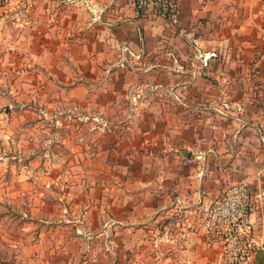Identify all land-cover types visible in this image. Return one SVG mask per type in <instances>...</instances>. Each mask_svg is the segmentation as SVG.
Listing matches in <instances>:
<instances>
[{
    "label": "crops",
    "instance_id": "1",
    "mask_svg": "<svg viewBox=\"0 0 264 264\" xmlns=\"http://www.w3.org/2000/svg\"><path fill=\"white\" fill-rule=\"evenodd\" d=\"M177 21L143 17L130 0H14L0 10V70L23 78L52 123L64 114L68 139L104 141L93 166L131 190L108 201L116 247L130 233L151 263L218 264L220 245L205 243L200 215L228 186L264 188V1L181 0ZM123 45L141 55L132 68L118 65ZM14 200L24 202L0 196L7 210ZM43 204L29 200L33 217L2 213L22 221L3 232L15 264H43L56 248L43 239ZM250 264H264V246Z\"/></svg>",
    "mask_w": 264,
    "mask_h": 264
},
{
    "label": "rangeland",
    "instance_id": "2",
    "mask_svg": "<svg viewBox=\"0 0 264 264\" xmlns=\"http://www.w3.org/2000/svg\"><path fill=\"white\" fill-rule=\"evenodd\" d=\"M0 67L4 68L1 64ZM22 82L23 78L11 71L0 70V196L24 198V202L14 200L8 210L3 207L5 204H0V264L16 263L17 259L13 257L17 256V249L7 247L13 240L10 236L5 237L3 232L17 233V228L22 225L17 215L9 217L2 213L23 211L33 217L26 212H30L27 206L30 199L36 205L39 200L44 203L41 218L46 223H42L41 228L51 233L48 235L49 231H44L47 235L43 239L56 247L51 253L48 250L43 253V264L45 261L57 264H163L151 263L153 252L144 249L148 246H132L130 233L122 234L121 246H115L112 222L115 208L108 201L112 202L115 197L126 201L131 190L129 181H125L128 185L123 184L122 188L120 182H115L113 175L118 173L111 169L99 173L93 166L97 160L96 146L104 141L68 139L67 131L72 129L66 124L64 114L57 116L61 117V124L52 123L53 110L47 111L46 115L37 107L34 104L37 98L24 91ZM85 144L90 148L82 151L80 147ZM105 144L112 150V141L106 140ZM107 158L113 160L110 154ZM99 201L105 203L99 206ZM45 206L50 208L45 210ZM124 213H121L122 218ZM48 214L52 215L50 219ZM24 219L28 220L27 217ZM33 220L37 221V218H29L30 222ZM26 226L34 227L32 224ZM34 233L35 229H30L22 237L25 245L34 243ZM138 250L141 251L139 254ZM33 253L26 250L23 257L31 260ZM20 263L28 261L21 260Z\"/></svg>",
    "mask_w": 264,
    "mask_h": 264
},
{
    "label": "built area",
    "instance_id": "3",
    "mask_svg": "<svg viewBox=\"0 0 264 264\" xmlns=\"http://www.w3.org/2000/svg\"><path fill=\"white\" fill-rule=\"evenodd\" d=\"M72 3L74 0H59ZM139 15L163 19L169 26L177 25L181 0H130ZM264 1V0H261ZM14 0H0V10L12 6ZM121 68H132L141 59L127 45L120 47ZM264 143V138H261ZM199 230L206 244L220 245V263L250 264L262 249L264 234V188L246 183L228 186L214 198L199 217Z\"/></svg>",
    "mask_w": 264,
    "mask_h": 264
}]
</instances>
